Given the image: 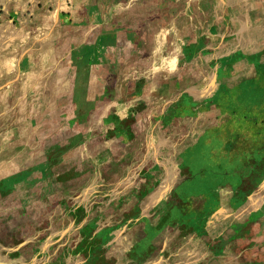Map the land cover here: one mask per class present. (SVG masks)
<instances>
[{
	"label": "rangeland",
	"instance_id": "1",
	"mask_svg": "<svg viewBox=\"0 0 264 264\" xmlns=\"http://www.w3.org/2000/svg\"><path fill=\"white\" fill-rule=\"evenodd\" d=\"M241 2L220 42L209 0H0V264H264V0Z\"/></svg>",
	"mask_w": 264,
	"mask_h": 264
},
{
	"label": "crops",
	"instance_id": "2",
	"mask_svg": "<svg viewBox=\"0 0 264 264\" xmlns=\"http://www.w3.org/2000/svg\"><path fill=\"white\" fill-rule=\"evenodd\" d=\"M238 4L242 5L241 0H209V20H210V28H212V34H210L209 36L210 41H214V39L215 41H217L218 38L220 42L227 41L226 37L224 39L223 37H221L220 33L222 32V28L229 26L232 23V21L236 20V17H242V13L241 14L239 13L237 15L239 8H243L242 6L241 7L238 6ZM152 13L148 15L149 17L147 20H144L143 22H139V23L148 24L150 23V20H154L153 18L154 13L153 14ZM229 14H232V18L229 16ZM156 25L162 26V27L165 26L163 25L162 20H159L156 23ZM213 35L215 36V38H213ZM118 37L119 39L123 40L120 35ZM119 42H122V41H119ZM131 42H137V41L136 40L134 41L131 39ZM135 49H136L135 51L139 53L140 58L150 57V54L154 56L152 52L148 53L147 55L141 54L144 52L140 46L136 45ZM144 49H145V52H147L146 48ZM157 49L158 47H156L152 51H156Z\"/></svg>",
	"mask_w": 264,
	"mask_h": 264
}]
</instances>
